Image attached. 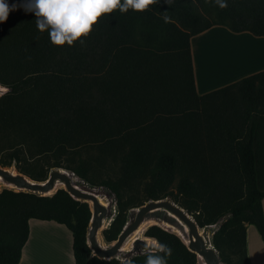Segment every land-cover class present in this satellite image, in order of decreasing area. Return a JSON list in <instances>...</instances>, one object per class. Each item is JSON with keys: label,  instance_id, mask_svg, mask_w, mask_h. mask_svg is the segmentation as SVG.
<instances>
[{"label": "trees", "instance_id": "1", "mask_svg": "<svg viewBox=\"0 0 264 264\" xmlns=\"http://www.w3.org/2000/svg\"><path fill=\"white\" fill-rule=\"evenodd\" d=\"M226 3L157 0L144 12L117 10L83 44L63 47L37 29L34 14L11 12L0 23V86L8 89L0 97V167L37 182L64 169L104 186L117 205L103 231L108 243L132 209L168 198L200 229L214 227L223 264H251L247 225L264 241V71L199 95L191 46L215 26L264 37V0ZM108 164L116 175L95 182L97 167ZM31 219L72 233L75 264H119L94 255L91 207L64 189L0 192V264H19ZM179 235L157 225L145 233L172 249L167 264H201L184 243L187 232ZM130 256L144 264L142 253Z\"/></svg>", "mask_w": 264, "mask_h": 264}, {"label": "crops", "instance_id": "2", "mask_svg": "<svg viewBox=\"0 0 264 264\" xmlns=\"http://www.w3.org/2000/svg\"><path fill=\"white\" fill-rule=\"evenodd\" d=\"M217 35L220 36L213 38V48L210 49L208 53L210 56L206 62L210 66L209 74H212L217 69H223L226 60L231 61L236 57V61L231 68L226 69V72L224 70L223 75L215 78L214 82H203L198 72V48H196L195 42H205L210 36L214 37ZM218 40L228 41H225L227 43L224 47L219 45L216 48L214 45ZM191 46L196 88L199 95L207 94L245 77L264 71V37H255L248 32L233 33L224 26H215L193 37ZM210 59L215 60L211 63ZM203 63L205 67L204 60ZM217 81L224 82L213 85ZM262 206L264 211V203H262ZM29 226V239L23 248L19 264H75L73 235L64 225L31 219ZM247 254L251 264H264V241L257 228L251 224L247 225Z\"/></svg>", "mask_w": 264, "mask_h": 264}, {"label": "clouds", "instance_id": "3", "mask_svg": "<svg viewBox=\"0 0 264 264\" xmlns=\"http://www.w3.org/2000/svg\"><path fill=\"white\" fill-rule=\"evenodd\" d=\"M157 0H21L19 4L10 5L7 0H0V23L7 22L13 11L23 9L25 13L35 15L37 29L47 32L54 46H73L76 42L83 44L99 20L119 10L144 12ZM220 8H226V0H215ZM168 18L165 17V20ZM8 91L0 87V95ZM264 203V201H262ZM131 244H125L117 253L119 264H134V259L126 253ZM145 256L144 264H167L172 249L164 243L150 238L141 250Z\"/></svg>", "mask_w": 264, "mask_h": 264}, {"label": "water", "instance_id": "4", "mask_svg": "<svg viewBox=\"0 0 264 264\" xmlns=\"http://www.w3.org/2000/svg\"><path fill=\"white\" fill-rule=\"evenodd\" d=\"M0 177L10 185H14L20 190H26L37 194H47L55 189L57 182L65 186V190L76 200H83L92 203V220L88 234V244L94 253L100 259H112L117 257L118 250L124 245L126 240L136 232L143 223L145 216L153 212H162V219L170 225H180L183 232H187L188 243L184 241L190 251L194 252L201 264H223L220 260L217 250L213 247L210 240H207L201 233L194 217L185 209L169 200H151L142 205L136 211L134 219L128 222L118 240L108 249L101 247L98 241L99 230L104 226L106 218L111 216V210L102 204L98 194L94 190L85 186L73 184L72 178H78L74 173L62 169L51 171L48 179L44 182L30 180L23 174L13 173L9 169L0 167ZM80 179V178H79ZM182 238V237H180ZM183 240V239H182ZM140 244L145 245L144 241ZM136 249V247H135ZM136 252V251H135ZM136 252L132 255H139Z\"/></svg>", "mask_w": 264, "mask_h": 264}, {"label": "rangeland", "instance_id": "5", "mask_svg": "<svg viewBox=\"0 0 264 264\" xmlns=\"http://www.w3.org/2000/svg\"><path fill=\"white\" fill-rule=\"evenodd\" d=\"M218 36H220V35H217V36H214V37L210 36V38L206 39L205 42H200V41L199 42H195L196 48L199 49L200 54H201V58H200L199 64H198V62L196 60L197 67H198V72L200 73V77L201 78H203L204 75H205V77L208 78V79H206V81H209V82H214L215 79L214 78L209 79L211 74L209 76L206 75V74L210 73V66L208 64H206V62L208 60V57L210 56L208 53H209L210 49L213 48L212 45L214 44V42L212 40H213V38H217ZM206 44H208V46H206ZM216 44L214 45V47L217 46ZM195 58H196V56H195ZM203 60L205 62V65L207 66V68H205L206 66L204 67ZM214 60L215 59H212V60L210 59V62L213 63ZM221 83H219V84H221ZM216 85H218V84H216ZM1 96L2 95H0V97ZM112 164H114V163H112ZM97 168L98 169L95 170V177H94V181L97 182V183L102 182L104 179H106L109 176L113 177V174L116 175V169L117 168L115 167V165L111 166V164H108V165H106L104 167H100V168L97 167ZM8 169L11 170V172H13V173H20L19 170L17 168H15V167H11V168H8ZM62 170H64V169H62ZM50 173H49V175H50ZM20 174H22V173H20ZM71 178L74 181L75 185L85 186L88 189L94 190L95 193L98 194V198H99L100 202L102 204H104L105 206H107L109 208V210H111V216H109L108 218L105 219L104 226L99 230V234H98L99 244L101 245L102 248L108 249L115 242L114 243L106 242L104 237H103V231L110 227V225L112 224L114 218L117 215V205H116L115 195L111 191L105 189L104 186H100V185L95 186V185L88 184V183L80 180L79 178H75V177H71ZM11 186H9L7 182L0 183V192L2 190H4V189H12V190H15V191H26V190H20L17 187H15L14 185H11ZM60 189H64L65 190V186L63 184H61V183H59L58 186L54 190H52L51 192H49L47 194H42V195L43 196H52L53 194H55ZM89 205H90V207L92 209V203L91 202H89ZM136 211H137V209H132L130 211L131 214L129 216V221L128 222H130V221H132L134 219V217L136 215ZM161 217H162V212H153V213L148 214L147 216H145V219H144L143 223L140 225L139 229L136 232H134L126 240V242L124 243V245L125 244H131V248L126 253V255H131V254H134L136 252H141V250L144 247V245L142 246L140 244V241L143 240L144 243L148 242L149 238L145 237V233L148 230V228L153 226V225H157V226L161 227L162 229H164V230H166L168 232H172V233L177 234L180 237L179 232L182 231L183 228L180 225H170V224L166 223ZM162 223H164L166 225H169V227L161 225ZM173 227H175L178 230L174 231ZM212 229H214V227H211V229H200L201 233L205 236V238L207 240H210V242H211V238H212V234H213L211 232ZM184 240H185L186 243L189 242L188 238H186ZM135 247H136V249H135Z\"/></svg>", "mask_w": 264, "mask_h": 264}, {"label": "bare ground", "instance_id": "6", "mask_svg": "<svg viewBox=\"0 0 264 264\" xmlns=\"http://www.w3.org/2000/svg\"><path fill=\"white\" fill-rule=\"evenodd\" d=\"M225 41H228V40H218V42H217V46L219 47V45L221 46L222 45V47H224V45H226V43L227 42H225ZM230 41V40H229ZM228 45H231V44H228ZM216 46V47H217ZM233 52H235V51H233ZM235 57V56H234ZM200 58H201V54H200V51H199V49L197 50V60H198V64H199V62H200ZM226 59H228V58H226ZM235 61H236V57L235 58H233V60H231V61H229V60H226V62H225V66H224V68L223 69H217L216 71H214L211 75L210 74H208L207 76H209L210 75V77H209V79H211V78H217V77H220L221 75H223V72H224V70H225V72H226V69L228 68H231L232 66H233V64L235 63ZM206 79H208V78H206L205 77V75H204V77L202 78V80H203V82H206ZM221 82H223V81H217V83H214L213 85H216V84H219V83H221ZM213 85H211V86H213Z\"/></svg>", "mask_w": 264, "mask_h": 264}]
</instances>
